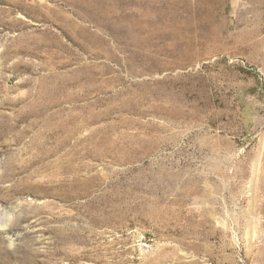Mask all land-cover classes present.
<instances>
[{
	"label": "rangeland",
	"instance_id": "obj_1",
	"mask_svg": "<svg viewBox=\"0 0 264 264\" xmlns=\"http://www.w3.org/2000/svg\"><path fill=\"white\" fill-rule=\"evenodd\" d=\"M0 264H264V0H0Z\"/></svg>",
	"mask_w": 264,
	"mask_h": 264
}]
</instances>
